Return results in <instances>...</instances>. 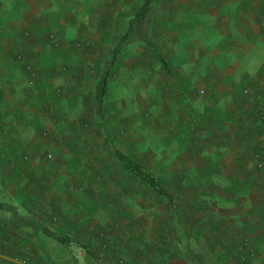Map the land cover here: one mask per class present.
Listing matches in <instances>:
<instances>
[{"label": "rangeland", "instance_id": "obj_1", "mask_svg": "<svg viewBox=\"0 0 264 264\" xmlns=\"http://www.w3.org/2000/svg\"><path fill=\"white\" fill-rule=\"evenodd\" d=\"M45 1L56 30L40 38L47 49L42 60L59 63L49 86L51 115L42 111L35 121L44 139L34 154L21 158L23 172L7 179L2 173L8 185H0V201L73 241L64 246L39 234L40 249L31 237L0 231V264H199L189 250L202 264H264L263 254L242 260L245 255L230 252L222 260L208 232L197 230L199 221L225 219L235 208L239 221L255 208L264 220V124L256 117L264 110V38H252L248 53L226 57L225 64L237 67L238 84L218 92L211 84H197L205 72H217L212 63L218 61L213 54L187 52L197 36L177 33L197 28V19L186 16L197 4L156 0L149 28L158 53L140 43L124 47L99 118L94 92L103 58L115 26L120 33L127 30V12L140 0ZM193 60L205 70L194 75L186 68ZM114 146L172 193L177 213L120 166ZM6 167L0 165L2 172ZM0 216L9 213L0 210Z\"/></svg>", "mask_w": 264, "mask_h": 264}, {"label": "crops", "instance_id": "obj_2", "mask_svg": "<svg viewBox=\"0 0 264 264\" xmlns=\"http://www.w3.org/2000/svg\"><path fill=\"white\" fill-rule=\"evenodd\" d=\"M185 1L197 4V10L185 12L187 17L192 14L197 19V28L177 32L197 36L187 52L213 54L214 61H218L212 63L217 72L208 76L205 72L197 78V84H211L218 92L222 86L238 84L234 78L237 67L225 64V59L228 55L248 53L252 38H264V0ZM46 4L45 0H0V165L7 166L3 172L0 169L3 187L8 185L7 175L13 173L18 177L23 172L21 158H26L27 153L34 154L37 143L44 139L36 119H40L42 111L51 115L49 86L56 81L51 74L59 63L42 60L47 49L39 43L40 38L45 32L56 30L51 28V8ZM167 17L173 20L174 16L167 13ZM168 32L170 38L175 37L174 30ZM194 60L186 68L194 69L195 75L197 69L206 67ZM222 75H229L232 80L225 81ZM243 157L245 164L250 162L248 157ZM255 210L244 213L241 221L236 217L239 216L236 208L225 219L209 216L199 221L197 230L202 234L208 232L209 245L224 261L230 252L237 258L245 255L242 260L253 255L260 257L264 255V220L255 215Z\"/></svg>", "mask_w": 264, "mask_h": 264}, {"label": "trees", "instance_id": "obj_3", "mask_svg": "<svg viewBox=\"0 0 264 264\" xmlns=\"http://www.w3.org/2000/svg\"><path fill=\"white\" fill-rule=\"evenodd\" d=\"M155 6L156 0L137 1L130 7L129 11L127 12V16L129 17L127 30L123 33H120L118 27L115 26L113 34L111 36V46L108 48V51L103 58L102 74L96 84L94 92L95 112L99 118H103V101L107 93L109 77L112 74L115 62L124 47L131 44L140 43L158 53L156 43L151 36L149 28V25L153 20ZM158 56L165 65L162 56L160 54H158ZM256 117L262 124H264V110H258L256 113ZM112 150L120 166L125 171L131 173L140 181L147 184L148 187L154 191V193L165 200L169 204V206L175 210V213H177L176 204L172 193L168 189H166V187L157 178H155L150 172H148L139 162H137L135 159L130 157L118 147L114 146ZM0 210L9 213V216L7 218L0 216L1 232L20 238H25L27 236L29 238L31 237L35 240L37 246H39L40 249L42 247V243L38 238L39 234L51 238L64 246L69 245L73 241V238H71L69 235H61L52 231L35 215L20 214L17 211L16 206L13 204L0 201ZM177 217V221L181 226H183V231H185L183 232V235L187 236L188 229L186 225L182 224L183 220L182 218H179V214H177ZM186 239H188V236L186 237ZM79 245L89 256L96 259V256L87 245ZM188 255L197 263L202 264V259L199 254H196L189 250Z\"/></svg>", "mask_w": 264, "mask_h": 264}]
</instances>
